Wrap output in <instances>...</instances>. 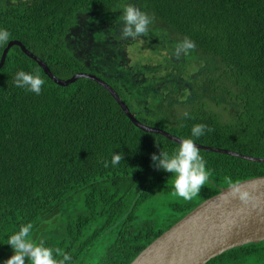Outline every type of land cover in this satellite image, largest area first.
Returning <instances> with one entry per match:
<instances>
[{
    "label": "trees",
    "instance_id": "obj_1",
    "mask_svg": "<svg viewBox=\"0 0 264 264\" xmlns=\"http://www.w3.org/2000/svg\"><path fill=\"white\" fill-rule=\"evenodd\" d=\"M128 4L214 57L190 76L192 97L180 99L177 90L179 103L168 111L156 103L169 95L157 92L147 103L154 112L135 116L181 138L202 123L213 131L195 142L264 157V0H0V29L10 32L8 42L21 41L66 79L94 73L68 39L77 18L94 12L122 22ZM7 44L0 46V60ZM21 70H39L45 81L39 95L15 85ZM102 78L134 112L122 87ZM178 147L137 127L99 83L83 77L59 85L13 45L0 70V264L14 251L8 237L28 222L33 239L71 255L66 264H130L221 188L264 175V162L199 148L208 180L191 200L165 202L175 192L174 176L156 169L151 154ZM116 153L124 159L112 165ZM206 264H264V241Z\"/></svg>",
    "mask_w": 264,
    "mask_h": 264
},
{
    "label": "water",
    "instance_id": "obj_2",
    "mask_svg": "<svg viewBox=\"0 0 264 264\" xmlns=\"http://www.w3.org/2000/svg\"><path fill=\"white\" fill-rule=\"evenodd\" d=\"M19 45L57 84L65 86L79 78H90L106 88L132 122L144 131L155 132L179 143L181 137L163 128L146 124L131 111L118 91L101 76L80 72L63 79L50 70L47 62L19 40H11L0 60V70L9 49ZM200 149L220 152L250 161L264 162V157L240 153L195 142ZM234 185L249 193L247 203L233 197ZM264 241V175L242 180L205 199L189 213L160 234L130 264H206L219 254L249 243Z\"/></svg>",
    "mask_w": 264,
    "mask_h": 264
},
{
    "label": "rangeland",
    "instance_id": "obj_3",
    "mask_svg": "<svg viewBox=\"0 0 264 264\" xmlns=\"http://www.w3.org/2000/svg\"><path fill=\"white\" fill-rule=\"evenodd\" d=\"M122 26L115 16L85 12L77 18L68 39L75 52L83 55L90 71L122 87L134 114L149 116L153 113L147 103L150 105L151 97L158 99L157 92H161L162 97L169 95L164 101L157 100L156 103L168 107V111L179 103L177 90L183 91L179 94L180 99L192 97L190 76L199 68L204 69L206 61L214 60V57L203 55L195 48L187 56L181 55L177 59L175 47L184 38L168 27H156V23L152 22L147 36L124 39L121 37ZM210 105L216 112L224 111L212 102ZM164 200L185 199L174 192L165 196Z\"/></svg>",
    "mask_w": 264,
    "mask_h": 264
},
{
    "label": "clouds",
    "instance_id": "obj_4",
    "mask_svg": "<svg viewBox=\"0 0 264 264\" xmlns=\"http://www.w3.org/2000/svg\"><path fill=\"white\" fill-rule=\"evenodd\" d=\"M121 19L123 25L121 37L124 39L147 36L149 25L153 22L152 16L132 4L123 7ZM9 37L10 32L7 29H0V46L6 45ZM194 49L195 42L185 37L182 42L176 45L174 55L179 59L181 55L187 56L190 50ZM14 83L19 88H25L39 95L45 81L39 70L33 72L21 70L16 73ZM184 116L189 118L187 112L184 113ZM206 130L208 132L213 131L205 124H196L191 129V136L181 138L179 147L171 154L161 149L158 154H151V161L156 169H163L173 174L175 192L185 200H191L197 196L210 175L206 168L207 162L195 143V139L204 135ZM122 159L124 157L116 153L112 156L111 163L117 165ZM104 166L108 167V161H104ZM228 183L231 184V180ZM232 195L245 203L249 199V193L238 185L233 186ZM32 229L33 224L28 222L21 225L17 231L8 237V244L14 252L4 260L3 264H66L72 259L71 255L61 248L46 246L43 239L39 241L33 239Z\"/></svg>",
    "mask_w": 264,
    "mask_h": 264
}]
</instances>
